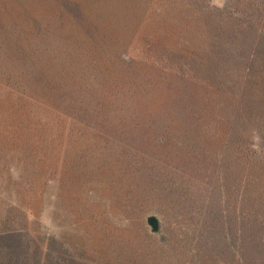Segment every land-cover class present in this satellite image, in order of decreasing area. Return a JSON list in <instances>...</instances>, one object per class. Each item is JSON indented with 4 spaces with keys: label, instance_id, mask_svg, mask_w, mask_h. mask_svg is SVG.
Returning <instances> with one entry per match:
<instances>
[{
    "label": "rangeland",
    "instance_id": "rangeland-1",
    "mask_svg": "<svg viewBox=\"0 0 264 264\" xmlns=\"http://www.w3.org/2000/svg\"><path fill=\"white\" fill-rule=\"evenodd\" d=\"M90 30L120 41L94 60L104 86ZM216 39L233 120L218 127L186 77ZM11 79L72 89L48 108L9 94ZM259 113L264 0H0V264H264Z\"/></svg>",
    "mask_w": 264,
    "mask_h": 264
},
{
    "label": "trees",
    "instance_id": "trees-1",
    "mask_svg": "<svg viewBox=\"0 0 264 264\" xmlns=\"http://www.w3.org/2000/svg\"><path fill=\"white\" fill-rule=\"evenodd\" d=\"M69 5L71 6V4H69ZM75 5L79 6L76 3H75ZM63 8L65 9V7H63ZM61 9H62V5H61ZM71 17L73 18V20L81 22L83 15L76 14V15H73ZM48 30H50V28L47 27L44 31H47L48 33H50ZM216 36H214V37L216 38ZM82 38L84 39V42L90 43L89 45H91L90 50L85 52V54H87L89 52L87 54V59L90 60L89 64H90V66L93 67V70H98L96 74L89 76V79L93 78L97 81L98 84H102L104 86V84H106V82H108L107 76H106L107 75V73H106L107 68L103 70L99 66L98 61L104 60L103 59L104 57H106L108 54L110 55V52H109V49H110L109 45L110 44L115 43V45H117L120 41L116 40L117 42L115 41L113 43H108L107 39L103 38L101 36V34L99 33V31H94V30L93 31L92 30L86 31L85 33H83ZM216 41H217L216 44L214 43V45H209L206 48L207 53L210 55L209 58L201 59V58L205 57V55H203V51L198 50L199 52L194 53L190 63L189 62L186 63V77L188 79H190L191 82H193L194 77L191 75V73L195 74V76H196L195 81H197L198 87H197V85H194L197 87V89H192L191 90L192 93L198 91L200 84L205 86V90L207 92L203 98L200 97L198 99L199 100L198 104L200 105L201 103L205 102L206 110L207 109L215 110V112L217 114L216 115L214 114L215 115L214 119L216 121H219L218 123H216V127H218V126H222L220 123L223 124L224 121L228 122V123H226L227 125H232L230 123H232L233 120H231L229 117L222 116V114H224L223 109L225 108V106L222 107V103H223L222 97L224 98L225 90H224V88H222V82L220 81L221 75H222V70L220 68V65L223 63L222 57L224 56L223 55L224 52H221V49L225 48L224 47L225 44L223 42L219 43L218 39H216ZM228 42L231 45L242 43V41H239L234 36H232V39H230ZM118 46H120V45L118 44ZM122 56L130 59V57H128V54L123 53ZM94 60H98V61H94ZM132 60L130 59L129 62L132 63L133 62ZM91 61L96 63V65L98 66L97 69H96V65H94L93 62H91ZM188 63L190 64V67H189ZM204 66L206 68V69L204 68L205 74H201V71L203 70L202 68ZM75 80H76V82L80 83L81 85H75V83H74V86L72 88L83 87L82 85H86L89 83V80L84 76H79V79H75ZM54 83H55V85L59 86L60 89L63 88V90L56 91V92L45 91V92H50L49 94H45L44 90L41 88V86L43 85V82H41L40 80L36 81L33 86H30L29 84H26V86H25V82H24V84H23V82L18 83V81L14 80V79L7 80L5 82V88L10 90L9 94H11V95L12 94H17V95L19 94V95H22L25 99L27 97L28 100H31L34 105L41 106L44 98H51L52 101L49 102L50 104H46L45 106L48 108H50V106H53L56 108V103L53 101L64 102L66 96H68L65 93L69 92L72 88L71 89H65L63 87V85H64L63 80L57 79L54 81ZM47 86H49V85H47ZM112 86H113V88L111 90H114L116 86L120 87L121 89L122 88L125 89V87L123 85H120V84L117 85V82H115ZM218 95H220L219 100H218ZM183 112H184L183 108L178 109L177 115H180V117L184 120L186 118V115ZM138 117H139V115L136 116L135 119H138ZM255 117L257 118L256 119L257 122H259V121L264 122V118L262 117V115L260 113L256 114ZM152 120L153 121H159L158 119H155V118H152Z\"/></svg>",
    "mask_w": 264,
    "mask_h": 264
},
{
    "label": "water",
    "instance_id": "water-1",
    "mask_svg": "<svg viewBox=\"0 0 264 264\" xmlns=\"http://www.w3.org/2000/svg\"><path fill=\"white\" fill-rule=\"evenodd\" d=\"M148 225L152 228V232L158 233L160 231L159 220L155 216H150L147 219Z\"/></svg>",
    "mask_w": 264,
    "mask_h": 264
}]
</instances>
